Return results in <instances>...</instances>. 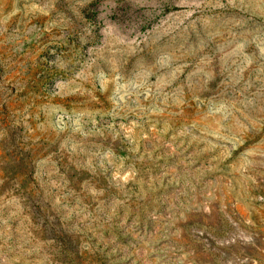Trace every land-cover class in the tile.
I'll use <instances>...</instances> for the list:
<instances>
[{"label": "rangeland", "instance_id": "374dc122", "mask_svg": "<svg viewBox=\"0 0 264 264\" xmlns=\"http://www.w3.org/2000/svg\"><path fill=\"white\" fill-rule=\"evenodd\" d=\"M0 264H264V0H0Z\"/></svg>", "mask_w": 264, "mask_h": 264}]
</instances>
